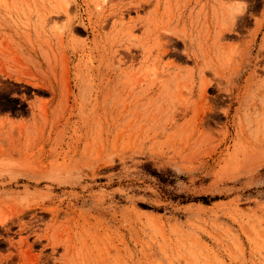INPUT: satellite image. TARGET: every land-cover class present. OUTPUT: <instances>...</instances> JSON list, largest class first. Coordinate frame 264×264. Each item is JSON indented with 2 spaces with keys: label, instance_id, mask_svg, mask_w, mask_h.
Here are the masks:
<instances>
[{
  "label": "rangeland",
  "instance_id": "1",
  "mask_svg": "<svg viewBox=\"0 0 264 264\" xmlns=\"http://www.w3.org/2000/svg\"><path fill=\"white\" fill-rule=\"evenodd\" d=\"M238 14L0 0V264H264V17Z\"/></svg>",
  "mask_w": 264,
  "mask_h": 264
},
{
  "label": "crops",
  "instance_id": "2",
  "mask_svg": "<svg viewBox=\"0 0 264 264\" xmlns=\"http://www.w3.org/2000/svg\"><path fill=\"white\" fill-rule=\"evenodd\" d=\"M158 0H145L146 3H153ZM189 2L192 6L196 7L198 0H162V2L166 3H177V2ZM201 3L208 2L210 8H215L217 11H227L230 13L237 12V18L239 19V23L244 18H262L264 17V0H262V5L258 8L253 6L250 0H200Z\"/></svg>",
  "mask_w": 264,
  "mask_h": 264
},
{
  "label": "bare ground",
  "instance_id": "3",
  "mask_svg": "<svg viewBox=\"0 0 264 264\" xmlns=\"http://www.w3.org/2000/svg\"><path fill=\"white\" fill-rule=\"evenodd\" d=\"M4 2V1H3ZM31 171V170H30ZM27 173V175H29V176H33V177H35L36 175H35V171H31V172H29V171H27L26 172ZM41 174V173H40ZM11 176V175H10ZM4 177V176H3ZM29 182L31 181V180H28ZM31 183H34V186H35V188L37 187V186H39L40 184H41V182H39L38 180L37 181H33V182H31ZM30 188H32V186H28L27 187V190H29ZM34 188V187H33ZM34 188V189H35ZM36 190V189H35ZM24 212V211H23ZM22 213V212H21ZM5 216V215H4ZM13 216H15L14 214H13ZM13 216H12V218H13ZM8 217V216H7ZM11 218V217H10ZM9 218V219H10ZM16 220V219H15ZM54 220V219H53ZM56 220V219H55ZM50 222V221H49ZM56 223V222H55ZM67 223V222H66ZM2 225H3V229H5V231L7 232V233H9V231H10V227L7 225V223H5V222H3L2 223ZM62 225V224H61ZM68 227V226H67ZM68 228H70V226L68 227ZM79 230V229H78ZM78 232V231H77ZM78 234V233H77ZM76 235V234H75ZM81 236V235H80ZM42 237H45L44 235L42 236V235H40V237H38V241H40L41 242V239H42ZM74 237H76V236H74ZM50 238V237H49ZM48 238V239H49ZM78 238H79V235H78ZM1 242V241H0ZM7 242H9V239H8V241ZM71 242V241H70ZM70 242H69V240H67L66 242L65 241H61V242H53V241H48V244L47 245H54V244H59V245H61V246H63V248H64V254L60 257V259H53V262L51 263V264H70V259H68L69 257H68V255H70L71 254V246H72V244H70ZM72 243V242H71ZM75 244V243H74ZM27 245V244H26ZM41 245V244H40ZM58 245V246H59ZM57 246V247H58ZM76 246V245H75ZM74 246V247H75ZM53 247V249H54V251H55V246H52ZM43 248L45 249L46 248V246H43ZM43 249V250H44ZM76 249V248H75ZM42 250V251H43ZM53 252V251H52ZM32 254V253H31ZM14 258V257H13ZM51 259V258H50ZM48 261H50L49 259H48ZM72 263H73V260H72Z\"/></svg>",
  "mask_w": 264,
  "mask_h": 264
}]
</instances>
